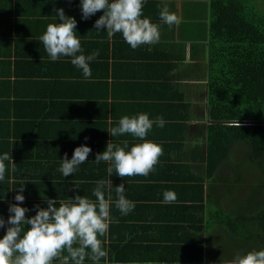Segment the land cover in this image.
<instances>
[{
    "label": "crops",
    "instance_id": "0c3cea01",
    "mask_svg": "<svg viewBox=\"0 0 264 264\" xmlns=\"http://www.w3.org/2000/svg\"><path fill=\"white\" fill-rule=\"evenodd\" d=\"M165 4L181 18L179 25L168 26L160 19ZM208 5L209 0H145L142 18L160 26V40L133 50L121 34L109 39L104 29L93 27L102 12L83 20L80 0H0V156L10 153L16 164L13 171L11 161H5V179L0 181V216L5 221L23 184L19 194L25 201L20 206L30 210V218L35 205L47 208V198L57 199V207L82 193L95 201V187L88 182L84 188L75 177H89L94 184L111 179L113 190L105 197L111 195L110 212L118 223L110 224L107 237H100L107 241V257L97 264H196L180 262L179 256L195 254L194 241L200 235L202 264H208L205 246L217 227L211 213L226 205L214 179L204 178L203 203L198 200L200 185L191 180L204 175L207 155ZM60 8L77 21L82 54L99 52L90 62L88 78L70 57L52 61L40 40L49 23L60 22L54 11ZM141 113L166 121L163 128L154 124L145 137L162 146L163 155L147 177L120 178L114 169L109 176L110 162H94L107 143L123 146L127 141L125 151H130L143 141L107 132L123 116ZM81 145L92 150L87 162L64 177L61 159L67 154L70 160ZM122 183L125 198L135 203L127 215L115 207L114 188ZM165 191L175 192L174 203L163 202ZM6 227L0 228V238ZM84 264L94 262L86 257Z\"/></svg>",
    "mask_w": 264,
    "mask_h": 264
},
{
    "label": "clouds",
    "instance_id": "9594fccd",
    "mask_svg": "<svg viewBox=\"0 0 264 264\" xmlns=\"http://www.w3.org/2000/svg\"><path fill=\"white\" fill-rule=\"evenodd\" d=\"M145 0H80L82 19L87 20L98 12L103 15L97 19L93 27L100 31L104 29L109 39L117 33L133 50L141 45H155L160 40V26L152 23L149 18H142ZM59 23H49L46 32L40 37L46 53L52 61L60 57H70L71 63L81 69L85 78L91 76L90 62L94 61L99 52L85 56L81 41L75 29L77 21L66 17L64 9H54ZM160 19L168 26L179 25L181 18L169 11L165 4L159 13ZM78 53H81L78 55ZM166 121L163 117L151 120L149 115L141 113L132 117L123 116L118 127L107 132L111 137L131 134L143 141L128 148V142L123 146L108 142L106 149L95 156V163L110 162L107 169L111 176L113 169L118 177L144 176L154 171L163 155L162 146L145 140L155 124L163 128ZM237 125L240 127L238 121ZM87 140V137L85 138ZM91 148L81 145L73 151L69 160L67 154L61 159L60 172L64 177L71 176L78 170L79 165L87 162ZM5 161H11L12 170L15 163L10 153L0 156V181L5 179ZM93 189L95 201L81 195H74L67 201L47 198V208L35 205V215L26 218L30 210L20 205L25 197L19 193L24 191V184L16 191V203L8 206L10 213L7 221L0 216V228L6 227V232L0 238V264H84L89 258L97 264L101 258L107 257V251L100 237H107L110 224L118 223L111 216L112 197H105V192L113 190L112 180H98ZM117 200L115 207L122 215L131 212L135 203L125 198V185L115 187ZM177 199L175 192L163 193L164 203H174ZM27 226V228H26ZM26 229V230H25ZM78 245V246H74ZM86 250H90L86 251ZM67 255H64V253ZM230 264H264V250L250 251L245 255H237Z\"/></svg>",
    "mask_w": 264,
    "mask_h": 264
},
{
    "label": "trees",
    "instance_id": "16d2710c",
    "mask_svg": "<svg viewBox=\"0 0 264 264\" xmlns=\"http://www.w3.org/2000/svg\"><path fill=\"white\" fill-rule=\"evenodd\" d=\"M208 7L207 155L204 177H191L193 184L200 185L197 187L200 191L198 200L202 203L205 177L214 179L219 195L230 200L232 184L231 196L234 198L243 190L240 184L244 182L245 170L247 175L249 170L257 174L261 170L264 174V12L259 10L255 0H209ZM238 171L240 175L236 176ZM230 173L234 177L230 178ZM75 179L85 183L84 188L88 182L90 187L96 186L89 177ZM256 182L259 190L254 193L255 197L249 198L255 202L253 209L249 208L251 212L244 211V201H241L239 205H225L231 210H234L233 205L237 206L233 217L219 205L218 211L211 213L218 226L226 218L232 235L247 237L250 251L264 249V179ZM209 190V193L206 190V201L211 194V188ZM200 208L203 210L202 204ZM200 226L203 232V225ZM188 242L186 245L189 244L191 250L193 241ZM194 242L195 254L179 256L180 262L203 263V236Z\"/></svg>",
    "mask_w": 264,
    "mask_h": 264
},
{
    "label": "rangeland",
    "instance_id": "374dc122",
    "mask_svg": "<svg viewBox=\"0 0 264 264\" xmlns=\"http://www.w3.org/2000/svg\"><path fill=\"white\" fill-rule=\"evenodd\" d=\"M255 4L258 6L261 12H264V0H255ZM247 172L248 171L246 170L244 171V182L240 184V187L242 186L243 190H240L237 186V189H239L240 191H238V195H235L236 199L233 197V195L231 196V194H233V191L231 190V188H233V184L231 185L230 200H226V205L229 206L231 203L239 205L241 201H244V208H246L244 211L251 212L252 210L249 208L252 207L255 202L249 198L255 197L254 193L259 190V184H257L258 181L256 182V180H263L264 174L261 170H259L258 174L253 172L252 170H249L250 174L247 175ZM238 175H240L239 171L236 173V176ZM231 177H234L233 173H230V178ZM231 208L236 210L237 206L234 207L233 205ZM222 209L224 212H227L228 210V215L230 217H233L232 213L234 210H231L230 208L227 209L225 206H223ZM214 211H218V209H215ZM217 213L218 212H216L215 215ZM213 216L211 217V219L216 220L215 216ZM240 228L241 227L239 226V229ZM215 231L216 233H213L211 237L208 238V244L205 246V257L208 261V264H230V262L233 261L237 255L242 256L250 252V247H248V238H244L242 237V235H232L228 229V219L224 218L219 226L217 224Z\"/></svg>",
    "mask_w": 264,
    "mask_h": 264
}]
</instances>
